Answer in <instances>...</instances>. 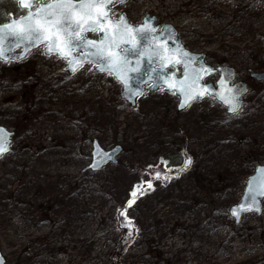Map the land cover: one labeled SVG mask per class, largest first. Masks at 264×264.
<instances>
[{"label": "rangeland", "instance_id": "1", "mask_svg": "<svg viewBox=\"0 0 264 264\" xmlns=\"http://www.w3.org/2000/svg\"><path fill=\"white\" fill-rule=\"evenodd\" d=\"M115 4L133 23L150 12L175 24L187 49L234 68L248 82L241 110L227 115L204 97L177 111L178 97L162 88L146 90L131 109L110 75L92 64L68 75L64 60L41 50L23 60L30 75L18 78L3 64L0 123L14 131L0 156L7 263L264 264V198L259 213L237 223L228 213L264 162V81L249 76L264 71V0ZM18 11L0 0V22ZM93 138L122 150L116 163L82 171ZM156 171L167 176L156 179ZM147 180L152 187L129 207Z\"/></svg>", "mask_w": 264, "mask_h": 264}, {"label": "snow or ice", "instance_id": "2", "mask_svg": "<svg viewBox=\"0 0 264 264\" xmlns=\"http://www.w3.org/2000/svg\"><path fill=\"white\" fill-rule=\"evenodd\" d=\"M112 0H51L50 3L44 4L41 0V6L33 11V7L36 0H18V5L22 9L28 11V15L21 18L20 22L12 20L10 24L0 25V29H13V34H17L18 41L29 40L34 42H42L47 40V51H56L62 58H68L72 56L73 59H78L81 65L84 61L91 63H98L100 65L99 71H106L109 75H115L116 79L125 84L127 88L125 76L128 72L136 71L135 67H130V61L127 58V54L132 53L138 57L137 64H139V57L144 56L147 52L148 56L155 57L159 60L160 64L164 66L167 63H172L173 67L176 63L182 61L174 59L176 55H165V52H172L171 43L174 37L165 28L160 30L157 27L151 25L150 19L146 18L144 25L139 28H132L125 22V18L122 14L120 21H110L108 12L111 9L107 8V4ZM124 3L125 0H119ZM99 33L98 39H88L85 33ZM134 33V36H133ZM132 36L133 39L139 38L140 42H149L151 40H158L162 44H167L168 47H157L149 44L148 49L140 50L136 48H121L122 43L128 42V37ZM2 38V37H0ZM79 50L81 55L79 57L73 56V51ZM87 50L88 54L84 55V51ZM179 54L183 57L192 59L190 54L178 50ZM71 63V61H70ZM186 67V65H185ZM75 71V69H73ZM211 71V69H208ZM200 77L197 75L196 79ZM187 79V74H185ZM176 85H179L177 87ZM176 85L170 84L169 91L173 94H179L186 97V100L182 102L181 107L187 101L200 98L203 93L196 95L190 94V85H185L183 81H177ZM229 91H233L229 89ZM243 89L236 88L231 100L227 98H221L222 102L228 104L229 111L235 112L238 105V96L243 93ZM135 94V93H133ZM235 102V103H234ZM5 130L0 129V154L8 151V140L6 139ZM99 148V146H96ZM97 153L94 152V156ZM100 155H110L103 153L100 150ZM161 164L166 165L167 161H161ZM191 164L190 158L186 160L185 167ZM157 168L159 166H156ZM264 172V170H260ZM161 173L155 172L154 178L158 179ZM145 184L147 188L152 187V181L147 180L141 185H137L136 189L131 192V197L128 201V206L134 202L135 198H138V194L142 195L145 191ZM249 191L246 194L245 200H251L255 202L256 195L255 189L251 187L252 181L249 182ZM264 195V189L260 190ZM243 208L244 205H240ZM258 210V209H257ZM233 215H236L237 209L232 210ZM123 214V212H121Z\"/></svg>", "mask_w": 264, "mask_h": 264}, {"label": "water", "instance_id": "3", "mask_svg": "<svg viewBox=\"0 0 264 264\" xmlns=\"http://www.w3.org/2000/svg\"><path fill=\"white\" fill-rule=\"evenodd\" d=\"M14 1L16 2V5L18 9L21 11V13L18 15H15L14 13H9L7 20L0 22V25L10 24L12 20H16L17 22H20L22 17L28 15V11L26 9H22L18 5V0H14ZM50 2L51 0H43L44 4ZM114 2H119V0H112L111 3L107 4V8L111 9V11L113 10V8L110 5ZM40 6H41V0H36V3L33 7V11H35V9ZM111 11L108 12L110 21H120L121 16L123 14L125 18V22L128 25H130L132 28H139L141 25H144L146 18H151L150 19L151 25L157 27L160 30H164L165 28H167V30L174 37V40L171 43L172 52L169 53L166 51L165 55L171 56L173 55V53H175L176 55L174 56V59L182 61L180 63H176L174 67L172 63H167L164 66H162L157 58L155 57L150 58L147 52H145L144 56L139 57L140 62L139 64H137L138 57L136 55H133L132 53L127 54V58L130 61V67L136 68V71L128 72L125 76L127 88L125 87V84H122L116 79L115 75H111V76L121 85L119 97L122 100H124L130 108L133 109L136 107L137 100L145 92L147 85H148V90L151 92L158 90L160 86H162L165 91L172 92L169 91V85L170 84L176 85L177 81H183L185 85L191 86L190 88L191 95L203 93V95L200 98H203L205 95L209 97H213L217 102H219L223 107L226 108L225 111L226 114L233 115L240 110L243 102L242 95L247 90V83L242 80H238L231 83V81H233L235 77L233 68L227 66H211L209 64H206L204 62L205 54L202 52L199 53L192 52L187 48H185V46L181 42V38L178 36L177 30L171 24H164L162 27H160L159 23H155L156 18L153 16H149L148 14L143 17L142 22L138 24H132L129 22L125 12L122 11L118 18H114L111 16ZM89 34H95V37H90ZM85 35H87L88 39L99 38V33L88 32L85 33ZM0 37H2L0 38V60L3 62H7L8 60H11L15 63H18L23 59H25L26 55L31 49L39 45H44L43 52L46 56L56 54L59 58L66 60V64L63 67V71H66L69 75H73L77 70H79L85 64H93L94 70L99 73H108L106 71H99L98 69L100 65L98 63H91L88 61H84L83 64L81 65V62L78 59H73L72 56L68 58H62L61 55H59L56 51L48 52L46 50L48 47L47 40H44L42 42H34L25 39L23 41L17 42L18 30H17V34H13V29H0ZM149 44L157 47H165V48L168 47L167 44H162L158 40H151L145 43V42H140L138 37L133 39L132 36H129L128 42L122 43L121 48L128 47V48L146 50L148 49ZM178 50L187 52L188 54H190L192 59L183 57L182 55L179 54ZM87 54L88 52L87 50H85L84 55ZM80 55L81 52L79 50L73 51V56L79 57ZM178 66L181 68V72L179 75L177 74ZM169 67L171 68V70H168ZM73 69H75V71H73ZM208 69H211V71H208ZM216 72L218 73V79L215 82V86L210 83H205L203 81L206 76ZM185 74H187V79H185ZM197 75L200 77L198 80L196 79ZM250 76L256 79L257 81L264 80V71L251 72ZM176 86L179 87V85ZM237 87L243 89L244 91L237 98L239 106L237 107L235 112H232L229 111L228 104L222 102L221 98H227L228 100H231L234 91ZM229 89H232L233 91H229ZM176 95L178 96L179 99L177 104V111L184 110L191 102L196 100L194 99L187 101L184 104V106L181 107V104L186 100V97L181 96L179 94ZM0 129L5 130L4 135L9 142L8 143V150H9L10 143L12 141L13 131L9 130L6 126L1 124H0ZM97 145L99 146V148L96 147ZM100 150H103V153L110 155H100L99 154ZM94 152L97 153L95 156H94ZM120 152H121V146L119 144H116L109 149H105L101 147L97 139L94 138L91 142L90 161L82 169V171L90 170L91 172H94L100 170L105 164L109 162L115 163L117 161V156L120 154ZM188 159L189 158H186V160ZM184 168H185V164H184ZM260 170H264V163L256 165L254 172L251 175H249L248 178L246 179L243 193L239 202L233 204L228 209V213L230 217H232L234 223H237L242 217V215L246 213L249 212L259 213L261 211V204L264 195L261 194L260 190L264 189V172H261ZM250 181H252L251 187L256 190L255 202H252L251 200H247V201L245 200L246 194L249 191ZM242 204L244 205V207L240 208L239 206ZM233 209H237L236 215H233L232 212ZM0 264H8L1 250H0ZM11 264H18V263H11Z\"/></svg>", "mask_w": 264, "mask_h": 264}, {"label": "flooded vegetation", "instance_id": "4", "mask_svg": "<svg viewBox=\"0 0 264 264\" xmlns=\"http://www.w3.org/2000/svg\"><path fill=\"white\" fill-rule=\"evenodd\" d=\"M128 0H126L124 3H118V4H120V5H122V4H125L126 2H127ZM121 8L120 9H118L117 8V6H116V4H113V12H115L116 10H118L117 11V15H115L116 17L117 16H119L120 15V13L123 11V12H125V14L127 15V12H126V10L125 9H123L122 8V6H120ZM146 13H148L149 15H153L152 13H150V12H145L144 14H146ZM147 15V14H146ZM127 17H128V15H127ZM143 17V16H142ZM129 19V18H128ZM142 20V18L140 19V21ZM129 21H130V19H129ZM139 21V22H140ZM138 23V22H137ZM157 23H160V21L157 19ZM160 24H162V23H160ZM206 57V56H205ZM205 60H206V58H205ZM209 63V62H208ZM215 80H216V76L215 75H212V76H209L208 78H206L205 80H204V82L205 83H210V84H212V85H214V82H215ZM262 81H264V80H262ZM261 81V82H262ZM247 82V81H246ZM247 85H248V82H247Z\"/></svg>", "mask_w": 264, "mask_h": 264}, {"label": "trees", "instance_id": "5", "mask_svg": "<svg viewBox=\"0 0 264 264\" xmlns=\"http://www.w3.org/2000/svg\"><path fill=\"white\" fill-rule=\"evenodd\" d=\"M12 67H13V69L11 68L10 72L12 73V75L17 76L18 78L22 77L21 76V75H23L22 73H24L26 75H30L31 73H33L31 71H28V70H27V73H26V71H24V69H26V68H24L25 65L23 62L18 63V64H14Z\"/></svg>", "mask_w": 264, "mask_h": 264}, {"label": "bare ground", "instance_id": "6", "mask_svg": "<svg viewBox=\"0 0 264 264\" xmlns=\"http://www.w3.org/2000/svg\"><path fill=\"white\" fill-rule=\"evenodd\" d=\"M175 25V24H174Z\"/></svg>", "mask_w": 264, "mask_h": 264}]
</instances>
